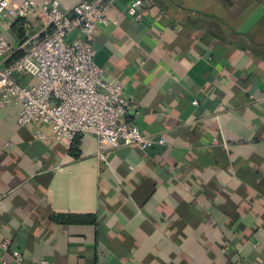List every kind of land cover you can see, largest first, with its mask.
Listing matches in <instances>:
<instances>
[{
	"label": "crops",
	"instance_id": "obj_1",
	"mask_svg": "<svg viewBox=\"0 0 264 264\" xmlns=\"http://www.w3.org/2000/svg\"><path fill=\"white\" fill-rule=\"evenodd\" d=\"M142 1L140 21L112 1L95 61L165 144L99 157L94 136L40 139L21 104L0 107V238L22 264H264V0ZM0 32L7 66L45 26L2 18Z\"/></svg>",
	"mask_w": 264,
	"mask_h": 264
},
{
	"label": "built area",
	"instance_id": "obj_2",
	"mask_svg": "<svg viewBox=\"0 0 264 264\" xmlns=\"http://www.w3.org/2000/svg\"><path fill=\"white\" fill-rule=\"evenodd\" d=\"M112 1L82 0L68 14L58 0H44L40 6L0 0V19L37 16L45 26L44 34L30 39L23 54L7 66L12 47L0 32V107L21 104L17 124L32 125L40 139L48 138L44 129L50 130L54 142L69 146L83 136H94L99 157L108 148L136 146L145 151L165 144L129 119L130 103L123 85L109 82L95 61L96 26L110 22L107 11ZM142 7V0H131L127 15L142 20ZM25 75L38 83L21 85ZM0 262H23L22 253L12 248L9 239L0 238Z\"/></svg>",
	"mask_w": 264,
	"mask_h": 264
},
{
	"label": "trees",
	"instance_id": "obj_3",
	"mask_svg": "<svg viewBox=\"0 0 264 264\" xmlns=\"http://www.w3.org/2000/svg\"><path fill=\"white\" fill-rule=\"evenodd\" d=\"M78 142L74 143V145L76 144L77 145Z\"/></svg>",
	"mask_w": 264,
	"mask_h": 264
}]
</instances>
